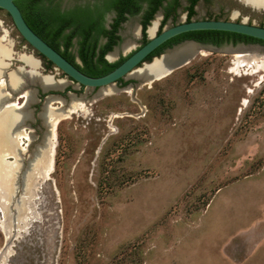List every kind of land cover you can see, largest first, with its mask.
Listing matches in <instances>:
<instances>
[{"label":"rangeland","instance_id":"rangeland-1","mask_svg":"<svg viewBox=\"0 0 264 264\" xmlns=\"http://www.w3.org/2000/svg\"><path fill=\"white\" fill-rule=\"evenodd\" d=\"M196 9L193 19L264 26V10L243 0L200 1ZM4 31L15 52L9 69L26 68L17 55L31 54L40 73L67 81L52 94L76 95L86 110L56 125L47 172V158L39 167L30 159L51 91L39 90L30 104L35 117L25 130L33 140L6 159L0 264H264V50L246 46L262 64L257 72L236 51L202 49L149 84L126 78L117 83L122 91L96 96L28 45L0 9Z\"/></svg>","mask_w":264,"mask_h":264},{"label":"bare ground","instance_id":"bare-ground-1","mask_svg":"<svg viewBox=\"0 0 264 264\" xmlns=\"http://www.w3.org/2000/svg\"><path fill=\"white\" fill-rule=\"evenodd\" d=\"M243 1L250 4L251 6H264V0ZM158 21L159 14H157V17L154 19L152 26L149 27L147 32L148 36H152L156 32L158 28ZM137 24L133 25V27L129 29L135 37L139 36ZM12 44L13 43L11 40L7 38V32L4 31V33L0 36V196L2 195L1 193L3 190L5 192L8 191V178L10 176L12 164L10 163L11 161L7 162L6 159L11 156L18 158L20 152L25 150V146L20 147V143H22V145L25 143L28 145L30 141L33 140V137L25 130L27 123L24 121L33 120L32 112L28 107V104L38 101V97L36 89L25 86L28 82L39 83L42 89L48 90L51 88L63 89L67 84L65 79H55L52 75L40 73L39 60L33 57L31 54L20 53L17 55L19 62L26 66V68L20 66L16 69H9V60L14 58L13 55L15 54V52L12 50ZM136 45V41L127 38L121 43L119 47L116 46L113 51L109 52L107 54V58L111 60L118 49H120L122 52H128ZM249 49L246 46H239L233 51L237 52V62L243 64L252 63L254 68L252 72H257L258 70L262 69V64H257L259 61L256 59L258 58V55L251 54ZM200 50L202 49H200V47L194 43H182L170 49L160 58L154 59L152 63L144 64L142 67L136 68L130 72L127 77L133 78L138 76H146L148 77L146 78L147 81L144 78L142 83L149 84L154 80L162 78L163 75H161V72H164L167 67L182 60H185L184 64L188 63V61L194 55L199 53ZM247 59L249 60L248 62L246 61ZM119 91L122 90L119 89L115 84H111L101 87L98 90V94H110ZM126 91L130 90L126 89ZM75 96L71 95L70 101H66L61 97L48 95L44 100L45 106L40 111V117L44 118L46 121L47 130L44 132V139H42V142L40 145H38V148L34 150L32 156L37 161H39L38 167L40 165L39 163L45 161L46 158L48 161H50L48 169H46L47 172H49L52 166L51 162L55 146L54 138L56 134V125L60 120L69 117L71 114H75V112L80 110L81 112L82 110H86L84 104L79 102ZM20 98L23 99V102L19 101ZM55 101L59 104L56 107L52 105V103ZM245 103L246 101H244L242 104L245 105ZM46 145L49 146V149L47 148V150L44 148Z\"/></svg>","mask_w":264,"mask_h":264},{"label":"trees","instance_id":"trees-1","mask_svg":"<svg viewBox=\"0 0 264 264\" xmlns=\"http://www.w3.org/2000/svg\"><path fill=\"white\" fill-rule=\"evenodd\" d=\"M46 1L48 2L47 4ZM143 1L148 2L151 6V11L144 21L145 26L148 24L149 19L152 18L153 12L162 3V0H103L101 9L98 8L96 12L82 9V11L78 10L76 13L72 10H62L58 3H53V0H16L15 3L21 10L27 24L34 32H36L50 46L60 52L83 73L97 77L111 71L124 59V57H121L116 62H108L104 58L106 51L111 48L113 43H115L114 40H111V42L107 43L99 50L97 59L94 60L96 53L95 46L98 38L107 32L102 24L104 15L111 8H118L122 11L131 4H133L134 8L130 14H135L140 9ZM195 2L196 0H192V4ZM191 8L190 12L187 14V20H190L195 14ZM118 14L119 17L116 19L114 27L119 20L125 18L123 13ZM112 32L113 30L110 33ZM112 36H114L113 33ZM73 37L79 38L77 54L70 49ZM188 38L215 45H219L224 41H232L233 43H260L264 46L263 40L239 33L217 30H197L172 37L157 47L147 57V60H150L152 56L161 53L164 47ZM77 56L79 62L76 61ZM47 62L51 64L49 61Z\"/></svg>","mask_w":264,"mask_h":264},{"label":"water","instance_id":"water-1","mask_svg":"<svg viewBox=\"0 0 264 264\" xmlns=\"http://www.w3.org/2000/svg\"><path fill=\"white\" fill-rule=\"evenodd\" d=\"M16 0H0V9H3L7 12V14L10 16L13 25L19 32L22 39L30 45L35 51H37L42 57H44L47 61H49L54 68L61 71L65 76H67L71 81L75 82L77 85L89 88L92 90H96L95 95H102L98 94V90L101 87H105L111 84H115L117 86V82L119 79H126L130 72L135 70L136 68L141 67L144 64H149L153 62L154 59L160 58L163 54H165L170 49L185 43V42H191L196 44L200 49L210 50V51H226V52H233V50L239 46H257L258 49L264 50V46L260 43H245V42H237L233 43L232 41H224L219 45H215L212 43H205L200 42L194 39H184L171 47L166 48L162 53L159 54V56H153L150 60V62H146L149 60H146V58L161 44L169 40L170 38L180 35L182 33L190 32V31H197V30H217V31H226V32H232V33H239L242 35L250 36L256 39H260L264 41V26L255 25L253 23H247L245 21H234V20H225V19H193L190 20H180L179 22L175 24H169L164 25L163 28L158 32H156L152 36H148L147 34V40L142 45H140L137 49H135L130 55H128L120 64H118L116 67H114L111 71L107 72L104 75L93 77L86 75L81 70H79L74 64H72L69 60H67L60 52H58L56 49H54L52 46H50L45 40H43L36 32L32 30V28L27 24L25 18L22 15L21 10L15 3ZM253 8H260L264 10V6H252ZM159 14V21L158 26L160 24V19L162 17L161 13ZM157 14H155V18L157 17ZM154 19L150 21V23L147 25L145 32L147 33L149 30V27L152 26ZM136 37H133V40ZM135 41V40H134ZM107 60H109L106 57ZM185 60H182L180 62L174 63L171 66L167 67V69L164 72H161V75L165 76L172 72L175 68H178L184 64ZM10 65V64H9ZM8 65V66H9ZM9 68V67H8ZM18 68V67H17ZM146 80L148 77H131V79L137 81L139 84L142 83V81ZM147 81V80H146ZM34 85L36 89L37 95L39 94V90L41 93L47 92L50 93L47 94L44 97L45 98L48 95H54L52 94V91H63V89L68 85V83L65 85L63 89H48L44 90L41 88L39 83H32L28 82L25 87H30ZM118 87V86H117ZM120 88V87H119ZM123 88V87H122ZM16 94V93H14ZM69 98L72 94L67 93L66 94ZM58 97H61L65 99L62 95H55ZM38 97V96H37ZM40 100V98H38ZM68 101L67 99H65ZM32 104V103H30ZM30 104H28V107L30 108ZM44 102L41 106V110L44 108ZM32 112V118L34 121V109L31 108ZM37 117L41 119L42 125L47 130V124L44 118L40 117V112L37 114ZM30 121V122H32ZM27 123V121H24ZM28 125V123L26 124ZM44 139V138H43ZM38 148V146H37ZM36 148V149H37ZM36 162V159L32 156L30 159V162Z\"/></svg>","mask_w":264,"mask_h":264},{"label":"flooded vegetation","instance_id":"flooded-vegetation-1","mask_svg":"<svg viewBox=\"0 0 264 264\" xmlns=\"http://www.w3.org/2000/svg\"><path fill=\"white\" fill-rule=\"evenodd\" d=\"M200 1L206 2L207 0H196V2L194 4H192V0H162V3L153 12V16H152L151 19H149L148 24L150 23V21L152 19H155V14H157V13H161V15H162V17L160 19V24H159V26L157 28V31L158 32L163 28L164 25L167 24V22L169 20L172 22V24L177 23L176 20H175V18L177 17V15L179 13H185V20H187V14L190 12L191 4H192V8L191 9H193L194 13H196V10H197L196 9V5ZM47 3L48 2L46 1V4ZM53 3H58L59 4V7L62 10H72L75 13L78 12V10L79 11L80 10L82 11V9H85V10L91 11V12H96V10L98 8L101 9V6L103 4V0H84L82 2H74L71 5L66 6V7L65 6L64 7L61 6V4H60L61 3V0H53ZM133 8H134V6H133V4H131L126 9H123L122 11L119 10L118 8H111L110 10H108L106 12V14L104 15V19H103L102 24H103V27L105 28V30H107V32L104 35L99 36V38H98V41H97L96 46H95V52L96 53H95V56H94V60L97 59V56L99 54V50L103 46H105L107 43L111 42V40H114L115 43H113L111 45V48L109 50H107L106 53L104 54V58L105 59H106L107 54L109 52H111L112 50H114V48L117 45H118V47L121 45V43L125 40L124 39V35L122 33V30L123 29H126V30L128 29L127 32H128V34H130V37L129 38L133 40L134 35L131 33V31L129 29L132 28L133 25H135L137 23H138L137 25H138V34H139V36L136 37L134 40L135 41L136 40H139L138 41V44L136 45V47H134L127 54H125V55L122 54L116 61H118L121 57H124V59H125L135 49H137L140 45H142L144 42H146V40H147V33L145 32V30H146V27H147L148 24L144 26V21L146 20L148 14L151 11V6L148 4V2L143 1L141 3L140 9L135 14H130V13H132ZM118 13H123V16L125 18L119 20L117 22V25L114 27V25L116 23V19H118V17H119V14ZM108 16H110L109 19H108ZM134 17H137L138 19L136 21H133V18ZM163 20H164V22H163ZM112 30H113L112 33H113L114 36H112V33H110ZM78 40H79V38L73 37L72 38V41H71V46H70V49L71 50L74 49V51H75L76 54H77L78 46H79L78 45ZM182 40H184V39H182ZM182 40H180V41H182ZM180 41H178V42H180ZM178 42H174L170 46L164 47L163 50H162V52L166 48L171 47L172 45H174V44H176ZM154 56H157V55H154ZM77 59H78V56H77ZM146 60H147V58H146ZM107 61L110 62L109 60H107ZM116 61H114V62H116ZM123 80L124 79H119L117 83H121Z\"/></svg>","mask_w":264,"mask_h":264},{"label":"crops","instance_id":"crops-1","mask_svg":"<svg viewBox=\"0 0 264 264\" xmlns=\"http://www.w3.org/2000/svg\"><path fill=\"white\" fill-rule=\"evenodd\" d=\"M249 240H250V238H249ZM249 242H252V241H249ZM253 243H254V245H255V241H253Z\"/></svg>","mask_w":264,"mask_h":264}]
</instances>
